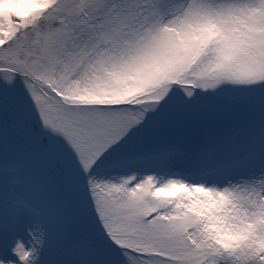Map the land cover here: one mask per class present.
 Listing matches in <instances>:
<instances>
[{"label": "snow or ice", "instance_id": "snow-or-ice-1", "mask_svg": "<svg viewBox=\"0 0 264 264\" xmlns=\"http://www.w3.org/2000/svg\"><path fill=\"white\" fill-rule=\"evenodd\" d=\"M0 264H264V0H0Z\"/></svg>", "mask_w": 264, "mask_h": 264}]
</instances>
